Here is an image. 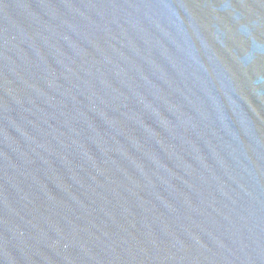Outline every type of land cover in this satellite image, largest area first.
Here are the masks:
<instances>
[{"label": "water", "instance_id": "1", "mask_svg": "<svg viewBox=\"0 0 264 264\" xmlns=\"http://www.w3.org/2000/svg\"><path fill=\"white\" fill-rule=\"evenodd\" d=\"M0 264H264V0H0Z\"/></svg>", "mask_w": 264, "mask_h": 264}]
</instances>
